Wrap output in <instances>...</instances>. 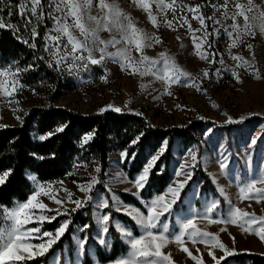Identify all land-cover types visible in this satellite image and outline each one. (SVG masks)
I'll list each match as a JSON object with an SVG mask.
<instances>
[{"label": "snow or ice", "instance_id": "snow-or-ice-1", "mask_svg": "<svg viewBox=\"0 0 264 264\" xmlns=\"http://www.w3.org/2000/svg\"><path fill=\"white\" fill-rule=\"evenodd\" d=\"M132 3L147 13L148 20L157 32L161 27L175 30L177 26H187V32L192 34L196 55L209 67L198 70L194 75L165 53L158 54L156 58L149 57L146 50L154 45H162L161 36L137 27L130 14L121 7L119 0H18L16 3L12 0H0V29H10L14 35L20 31L17 25L5 24L3 20V14L6 13L10 18L13 10H17L24 18V28L25 31H29V39H24L21 35H16V39L29 48L37 49V37L40 36L38 27L41 23L50 21L51 27L42 37V52L46 55H40L37 59L43 61L49 69L69 76H80L81 73L91 75L92 66H99L102 70L99 79L104 84H108L110 78L115 76L108 68L109 63L117 64L122 72L130 70L129 74L132 76L139 75L141 78L154 76L168 95L174 94L172 91L174 85L190 86L198 92H203L205 80L209 85L215 82L212 79L211 68L217 63L220 67L215 68L216 80L220 79L223 70L230 72L234 81L242 85L244 81L237 69L248 71L250 68L255 69L249 73L251 77L264 80V75H261L251 60L231 51L241 45L253 49V44L247 42L245 38L254 37L257 32L264 35V7L255 4L254 0H246V3H241L240 0L204 2L198 0L194 4L188 0H154L155 14L152 11L153 4L149 0H132ZM261 3L264 5V0H261ZM158 16L161 17L159 21ZM189 16L198 22L199 27L193 28ZM241 19L243 24L240 23ZM102 33H107V38H104ZM196 33L201 35L196 36ZM213 36L216 38L215 41L212 39ZM224 36L227 37V56L236 62L231 69L227 68L224 55L219 54V50L214 47V44L219 43ZM133 52L139 55L134 57ZM251 59H256L255 51H252ZM32 68L31 64L20 67L18 62L0 66V96L12 98L7 103H14L16 105L14 110L23 111L20 101L14 94L22 92L27 86L21 77ZM140 88H145V85L141 83ZM31 91L36 94L35 89ZM126 109L135 116L143 115L127 105L119 107L113 104L101 108L100 112L123 113ZM222 114L225 116V123L230 125H240L246 119L244 115L234 117L228 112ZM16 119L21 124L24 123L22 116L17 115ZM5 126L0 124V127ZM67 128V124H60L46 135H40L38 139L46 141V146L51 145L54 139L59 138L58 134L64 133ZM254 132L255 129L246 141V154L257 146L258 140L264 143V134L257 136L253 134ZM95 135V131H91L80 138L79 147L82 151H88L89 142L93 141ZM144 135L143 131L136 134L131 139V145L141 143ZM201 135L204 137L203 142L207 144L212 141L215 133L212 128H208ZM167 146L166 139L157 140L155 154L150 152L137 175L129 179L134 191L130 189L125 191L137 199L139 206L126 205L117 198V194L112 191V183L104 179L108 173L103 171L98 160L88 161L84 157L72 165L74 169L83 167L85 170L94 165L93 172L89 173V179L83 182L72 181L80 193L79 197L63 187V180H58L54 184L41 183L36 175L27 174L26 178L34 184L30 196L23 202L15 203L11 209H3L4 218L9 223L0 226V264H27L32 260H37V264H41L37 258H43V264H58L53 246H58L70 221L65 219L60 222L54 232L42 231L43 225L45 222L51 223L56 220L59 215H68L86 206L92 209L97 238L102 246H110L107 237L111 234L114 212L127 215L133 222V229L136 231L118 222L115 224V231L119 233L120 240L126 246V252L116 259L114 264H177L172 252L164 251L173 243L195 264H207L206 259L190 251L191 247L199 253L200 249L196 245L200 244L205 246L206 254L213 264H230L228 257L237 254L234 247L235 236L231 241L233 246L226 245L218 234L199 228L197 220H207L215 225L222 223L235 225L245 233H254L264 241V216L257 221L254 214L250 215L239 207H230L223 219L214 218L219 215L216 210L220 200L208 197L201 201L203 211L192 209V198L197 197L199 193L193 192V196L189 197L185 189L199 166V145L185 146L187 156L182 152L183 162H177L169 181L162 187L154 186L153 178L162 176L165 172L164 161L161 158L164 157ZM218 148H223V145L218 142L212 145V151ZM28 155L38 161L54 160L56 151L50 148L47 154L42 155L33 150ZM120 155L122 161L128 159L129 162L136 157L135 152L129 153L127 150H122ZM217 162L221 170L228 169L226 158L225 160L217 158ZM208 163L209 160L206 158L205 166ZM14 172L15 168L12 166L0 167V190L10 182ZM66 175L72 176L73 172L69 171ZM110 180L119 182L116 176L110 177ZM239 191L242 196L255 193L251 198H264V169L244 183ZM61 192L63 196L60 195ZM145 193H148L147 198ZM220 194L224 195L223 188L220 189ZM41 197L46 198L54 206L45 203ZM68 204L74 207L69 209ZM185 204L188 205L187 209L182 207ZM229 204L231 205L230 200ZM173 216L176 217L175 223L170 226L168 221ZM256 223H259L260 227L252 228ZM91 227V224H86L83 230ZM220 231L227 232L228 229L220 228ZM37 238L40 242L33 243ZM86 244L87 237H82L77 242L79 249H85ZM68 264L74 262L69 260Z\"/></svg>", "mask_w": 264, "mask_h": 264}, {"label": "rangeland", "instance_id": "rangeland-1", "mask_svg": "<svg viewBox=\"0 0 264 264\" xmlns=\"http://www.w3.org/2000/svg\"><path fill=\"white\" fill-rule=\"evenodd\" d=\"M149 2L153 4L152 11L155 14L154 0H149ZM188 2L194 4L198 2V0H188ZM199 2H204V0H199ZM240 2L246 3V0H240ZM119 3L124 11L130 14L137 27L149 33L161 36L163 40L162 45H154L151 49L146 50V54L149 57L156 58L158 54L165 53L174 59L181 67L192 72L194 75L197 74L198 70L209 67L206 62L200 61L199 57L196 55V50L192 43V34L187 32V26H177L175 30L161 27V30L157 32L148 20L147 13L138 5H134L132 0H119ZM254 3L264 7L261 0H254ZM209 14H211L210 11ZM217 15L219 16V14ZM157 19L159 21L161 17L158 16ZM189 19L193 28L199 27L196 20H192L190 16ZM33 23H35V20H33ZM240 23L243 24L242 19L240 20ZM40 26L42 29H45L46 32V30L51 27V22L45 21L44 23H41L38 27L39 32L41 31ZM101 35L104 38H107L108 34L102 33ZM200 35L201 33H196V36ZM178 36L180 39H177ZM212 39L215 41L216 38L213 36ZM245 39L247 42L253 44V49H248L246 46L241 45L231 49L232 53L239 54L245 59L251 60L255 67L260 70L261 75H264V35L257 32L254 37H246ZM226 42L227 37L224 36L219 43L214 44V47L219 50V54L224 55L226 66L231 69L236 62L227 56ZM181 45H183V47H181ZM252 51H255L256 53L255 60L251 59ZM219 54L217 55V59L220 58ZM42 55L46 54L42 52ZM132 55L136 57L139 54L133 52ZM216 67H220V65L217 63L215 67L211 68L212 79L215 82L209 85L208 81L205 80V90L203 92H198L195 88L190 86L178 87L174 85L172 87L173 95H168L164 92L161 83L156 81L154 76H146L143 78L139 75L132 76L129 74L130 70L129 72H122L119 66L115 63L108 64V68L115 74L114 77L110 78L108 84H104L99 79V75L102 71L99 66H92L93 72L91 75L88 73H81L80 76H69L66 73L59 74L50 69L51 72L62 81V84L65 85L60 94H58L57 88L45 82L39 81L37 83L29 84L26 80L27 77L25 73H23L21 79L27 86L22 92L14 94L15 98L20 101V107H22L23 111L14 110L16 105L14 103H7V101L12 98L0 96V124L6 125L5 127L0 128L19 126L21 123L16 119L17 115L22 116L23 120H25L26 116L32 109L48 108L51 105L55 108L65 109L83 115L102 114L100 109L105 108L109 104L119 107L127 105L135 112L143 113L140 117H143L151 125L160 129L186 127L196 122L213 123L216 127H207L204 129H213L215 135L212 137L211 142L207 144L203 142L204 137L201 135L202 131L197 134L198 142L188 145L187 147L199 145V166L195 171L200 168V170L210 176L217 189V196L212 194H202L201 183L194 181L193 176L192 180L189 181V185L186 186L185 191L188 193L189 197L193 196V192L199 193V195L192 198L191 207L194 210L203 211L201 207L202 199L204 197L216 198L220 200V204L216 210L219 215L214 216V218L223 219L230 207H239L250 215L254 214L257 221H259V218L264 216V198H251L255 196V193H248L242 196L239 189L240 187H243L244 183L250 178L255 177L262 169H264V143L258 140L257 146L252 149L250 153H245L246 141L249 138V134L252 133V130L255 129L253 134L257 136L264 134V80H257L251 77L249 73L255 70L252 68L248 69V71L237 69L244 81L242 85L234 81L230 72L223 70L220 79L216 80ZM141 83L145 85V88H140ZM31 89H35L36 94H33ZM213 105H216L217 107H214ZM224 112H228L234 117L244 115L246 119L244 123L234 125L228 133L224 128L233 125L225 123V116L222 114ZM123 113L131 114L127 109ZM200 117H204V119H200ZM257 118L260 120H254L250 123L248 122ZM217 142L222 144L223 148H218L216 151H212V145ZM184 149L185 146H183L180 141L175 142L173 159L170 164V174H172V170L177 165V162H183L181 159L182 152L184 156H187ZM221 152L223 153L222 156L220 155ZM120 153L121 152L113 153L110 167L107 171L108 176H106V181L112 183V191L115 192L117 198L121 200L119 196L120 193L131 195L128 191H125V189L134 191V188L132 184L129 183V178L123 170V163L126 159L122 161ZM206 158L209 160L207 166H205ZM217 158L220 160H225L226 158V163L228 164V169L226 171L220 169ZM93 169L94 167H88L86 170L83 167L75 169L72 176L63 179V187L72 191L77 197H79L80 193L72 181H86L90 178L89 173H92ZM112 176L118 177L119 182H112L110 180V177ZM55 182L52 183L54 184ZM31 183L33 189L34 184L32 181ZM257 187H259V185ZM221 188L224 189V195L220 194ZM60 195L63 196V192H61ZM225 196L227 199H225ZM40 199L44 200V202L48 203L50 206H54L50 201H47L46 198L41 197ZM229 200L231 201V205L229 204ZM67 207L71 209L74 205L68 204ZM182 207L187 209L188 205L185 204L182 205ZM62 216L63 214L57 216L56 219ZM2 218L3 225L9 223L4 218L3 213ZM175 219V216L169 218L168 222L170 226L175 223ZM62 221L63 220L60 222ZM93 221L95 224V232L93 233L94 242L105 252L109 253L113 244L111 234L107 237V242L110 246L100 245L97 238L96 222L94 219ZM117 222L132 230L118 218H113L112 227L114 229ZM46 223L47 222L44 224ZM197 226L204 231L218 234L221 241L229 246H233L231 241L232 237L235 236L236 243L234 247L237 254L251 253L264 256V241H261L254 233H245L243 230L238 229L237 226L231 224H211L207 220H197ZM259 227V223L252 225V228L254 229H258ZM220 228H226L228 231L221 232ZM43 230H45L44 225L42 231ZM54 231L55 230L50 232ZM86 231L83 230V227H78L73 234L74 256L72 259L70 258L68 246H65L63 252H56L58 264H68L69 260L73 261L74 264H83L86 253L92 258L93 264H101L97 259L96 248L93 243L88 244L87 242L85 249L78 248V240L82 237H87ZM44 239L46 240L47 238L45 237ZM39 242V238L33 240V243ZM196 247L200 249L199 253H196L191 247L190 251H193L194 255H199L206 259L207 264H213L211 258L206 254L205 246L200 244L196 245ZM164 251L172 252L173 258L177 264H195L190 257H187L186 253H182L177 249L175 243L169 245ZM107 264H114V261Z\"/></svg>", "mask_w": 264, "mask_h": 264}, {"label": "trees", "instance_id": "trees-1", "mask_svg": "<svg viewBox=\"0 0 264 264\" xmlns=\"http://www.w3.org/2000/svg\"><path fill=\"white\" fill-rule=\"evenodd\" d=\"M13 3L18 0H12ZM5 24L17 25L20 29L15 35L10 29H0V66H6L18 62L20 67L33 65V68L25 73L29 84L39 81L50 84L61 93L65 85L51 72L43 61L37 59L42 55V37L45 29L40 28V36L37 37V49L29 48L16 39V35H21L24 39H29V31H25L24 18L17 10H13V15L9 18L3 14ZM30 28V27H29ZM259 118L248 121L249 123ZM60 124H67L68 128L64 133L58 134L59 138L54 139L51 145L46 141H40V135H46ZM151 125L143 117L132 114L105 112L98 115H83L73 111L55 108L52 105L48 108H34L26 116L24 123L16 127L0 128V167L12 166L15 168L13 178L0 190V226H3L2 213L4 208H12L15 203L25 201L32 192V183L26 178L27 174L36 175L40 182H55L69 178L67 172H74L72 165L84 157L88 161L98 160L105 173L110 167L111 157L115 152L127 150L129 153L135 152V159L130 162L126 159L123 163V170L128 178H134L138 170L142 168L145 158L149 153L155 154L156 142L160 139L168 141L167 151L163 159L165 172L162 176L154 177V186H164L171 176L170 164L173 159V148L176 141H180L183 146H188L198 142V133L207 127H216L210 122H196L186 127H176L171 129H160L149 127ZM233 126L224 129L229 133ZM95 131L93 141L89 142L88 151L84 152L79 147L80 138L88 132ZM140 131L144 132L142 142L131 145V139ZM50 148L56 151L54 160L38 161L28 155L35 150L39 154H47ZM94 167L90 165L89 168ZM82 168V167H81ZM194 181L201 183L202 194H212L217 196V189L210 176L204 171L197 169L193 175ZM106 180V177H104ZM147 198L148 193H145ZM121 200L126 204L139 206L137 199L129 194L120 193ZM183 196V194H182ZM113 218H118L128 225L133 231V222L129 217L119 213H113ZM69 220L70 224L64 235L61 237L58 246L54 245L55 252H63L68 246L70 258L74 256V246L72 236L78 227L91 224L87 229V242L93 243L96 248V256L101 264L115 261L124 252L126 246L119 238V233L112 227L111 238L113 244L109 253L105 252L94 242L93 233L95 224L92 217V209L85 207L81 210L71 212L68 215L56 219L51 223L44 224L45 230H55L61 220ZM51 252V249H50ZM43 264V258H37ZM230 264H264V256L251 253H241L228 257ZM27 264H37V260L28 261ZM83 264H93L92 258L86 253Z\"/></svg>", "mask_w": 264, "mask_h": 264}]
</instances>
